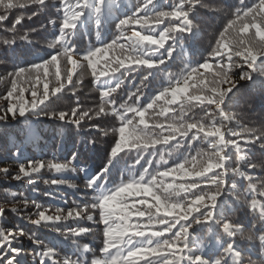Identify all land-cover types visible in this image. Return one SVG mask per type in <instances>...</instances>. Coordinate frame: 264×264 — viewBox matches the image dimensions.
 <instances>
[{
    "label": "snow or ice",
    "instance_id": "obj_1",
    "mask_svg": "<svg viewBox=\"0 0 264 264\" xmlns=\"http://www.w3.org/2000/svg\"><path fill=\"white\" fill-rule=\"evenodd\" d=\"M50 3L60 14L58 34L48 44L54 54L42 63L32 64L29 68L16 67L8 73L11 88L4 99L15 100L16 103L9 102L0 115V121H6L9 114L15 119L31 112L33 115L43 113L77 127L86 119L112 116L119 121L120 126L110 130L118 138L99 171L93 173L83 167L79 169L85 174L84 187L94 193L91 199L68 209L67 215H63V209H57L54 215H47V209L38 211V219L32 223L39 226L41 222L86 219L102 224L103 240L99 249L102 258H94L92 264H257V260L250 257L245 261L235 239L239 237L250 241L253 236L246 235L248 228L245 225L225 217L220 197L230 176L246 179L248 192L264 196V183L258 191L257 184L253 183L254 177L244 170L245 167L251 170L260 167L248 159L246 149L258 145L264 151V128L231 127L235 117L225 111L226 101L231 98L230 94L237 86L231 76L232 69L240 68V79L252 81L257 62L264 63V0H257L251 6L236 10L234 18L228 21L216 38L210 52L212 62L205 59L195 67L189 65L179 76L169 74L168 86L162 88L147 103H141L144 95L142 89L147 86L146 82L153 75V70L159 69L173 58L185 35L196 34L192 15L200 5V0H178L167 10L160 9L156 0H139L131 14L125 12L123 18L118 19L115 24L118 35L110 43L84 52L78 51L74 45L75 33L81 25L95 19L99 34V27L108 10L114 6V0H0V9L4 10L0 14V25L8 20V12L12 9L27 5L47 8ZM32 15L36 13L33 12ZM28 18L31 19V16ZM22 20L23 17L18 16L12 26L4 30L15 32ZM49 23L55 27L57 20L50 19ZM19 39L27 41L28 35L20 36ZM15 42V36L3 41L9 46ZM114 49H119L120 54L110 57L108 53ZM234 57H239L242 64H236ZM62 61L71 65L66 75L62 73ZM242 65H247L249 71H245ZM85 67L90 69L98 88L102 89L97 110L84 109L78 99L76 106L68 112L48 113L40 108V105H44L51 96L63 92L68 85H72L75 95V90L82 81H74L73 76L78 69ZM53 69L57 86L50 88L49 74ZM137 69H146L147 74L143 75L140 85L135 86L136 90L128 94L127 100L117 103L114 94ZM206 73L212 76L211 80L207 79ZM33 76L35 82L30 89L19 87L21 83L32 81ZM41 84L42 91L39 87ZM190 88L196 89L200 94L190 92ZM29 90L32 99L25 101L24 92ZM206 92L210 94H204ZM193 102L206 108H214H208L204 117L198 120L185 119L187 112L184 111V106ZM172 105L180 106L179 115ZM150 110L154 116L165 119H152L148 115ZM169 113L172 115L169 116ZM92 127L105 136L109 135V131L99 129L98 125L94 124ZM201 134L208 142V152L186 156L181 162L167 166L168 160L157 149V145L166 146L176 141V147H179L182 140H197ZM89 143H95V140ZM133 150L139 157L136 164L145 158L144 154L150 153L154 158L159 153V159L155 160L156 168L150 171L153 165V159L150 158L138 176L131 174L127 179L111 183L108 176L120 159V153ZM232 150L237 154L235 166L231 161ZM16 155H19V150ZM77 160L78 154L74 152L65 163L29 161L27 167L20 163L13 178H29L31 183L32 175L40 173L45 167L57 173L75 172L78 166L74 162ZM0 171L7 174L8 169ZM48 183L59 184L65 181L46 180L45 184ZM206 186H214L215 191H205ZM235 189L236 184L233 183L229 191ZM133 197L139 199H132ZM249 206L259 211L261 226L251 227L261 233L258 239L264 246V203L253 195ZM35 207L39 210L41 205L35 204ZM9 211L15 214L18 210L13 207ZM4 214L5 209L0 207V219ZM94 214H98V220H95ZM216 225L230 240H215L217 255L210 258L205 252L209 245L197 244L191 238L190 230L194 226L203 228ZM91 231L88 227L69 229L70 234L76 237ZM24 234L23 229L6 230L0 227V241H3L0 244V264H24V250L13 246V242ZM29 239L34 245L42 244L34 237L30 236ZM88 251L90 250L85 245L81 259L70 261L65 258L62 264H87L83 255ZM42 255L50 258L55 253L49 248ZM40 264H47V260ZM259 264H264V257L260 258Z\"/></svg>",
    "mask_w": 264,
    "mask_h": 264
},
{
    "label": "trees",
    "instance_id": "obj_2",
    "mask_svg": "<svg viewBox=\"0 0 264 264\" xmlns=\"http://www.w3.org/2000/svg\"><path fill=\"white\" fill-rule=\"evenodd\" d=\"M138 2L139 0H114V6L108 10L99 27V34L95 19L81 25L74 36L73 42L76 49L84 52L89 48L102 47L104 44L110 43L118 35L115 28L118 19L123 18L125 12L131 14ZM156 2L160 9L167 10L172 3L178 2V0H156ZM255 3L257 0H200V5L197 6L192 15L196 34L194 36L185 35L177 46L173 58L161 65L159 69L153 70V75L146 82L147 86L142 89L144 95L141 103H147L162 88L168 86L169 74L179 76L185 72L189 65L195 67L205 59L210 60V52L215 45L216 38L224 30L228 21L234 18L236 10ZM3 12L4 10L0 9V14ZM33 12L36 15L33 16ZM59 15L56 7H53L51 3L47 8L27 5L24 8L18 7L10 10L8 20L0 25V115L6 110L9 102L16 103L15 100L4 99L7 91L11 88V77L8 76V73L14 71L16 67L29 68L32 64L42 63L43 60L49 59L50 55L54 54V50L49 48L48 44L53 36L58 34ZM18 16H22L23 20L21 24L16 26L15 32L5 31L4 29L10 28ZM29 16L31 19L28 18ZM50 19L57 20L55 27L49 23ZM25 34L28 35V40H20L19 37ZM13 36L16 38L15 44L9 46L3 43L6 39L11 40ZM119 54V49L111 50L108 53L110 57ZM100 59L101 65H103V58ZM233 59L236 64H242L239 57ZM210 62L212 61L210 60ZM242 66L245 71H249L247 65ZM61 68L62 73L66 75L71 65L62 61ZM200 71L204 72L203 69ZM145 74H147L146 69H137L132 77L125 81L121 89L114 94L117 103L127 100L128 94L136 90L135 86L140 85V80ZM206 76L207 79H212L210 74L206 73ZM231 76L237 86L225 105V111L235 117L230 126L234 128L239 126L264 128V63L257 62L252 81L241 80L240 68L237 67L232 69ZM49 79L51 81L49 83L50 88L57 86L54 69L50 72ZM77 79L82 82L76 88L75 95H73L72 85H68L63 92L58 93L57 96H51L44 105H40V108L48 113L68 112L76 106L78 99L84 109L97 110L101 102L100 93L102 89L98 88L96 81L90 74V69L86 67L78 69L76 75L73 76L74 81ZM34 82L33 76L32 81L21 83L19 87L30 89ZM39 87L42 91V84ZM189 91L200 94L196 89L190 88ZM23 99L25 101L32 99L30 90L24 92ZM172 107L176 109V114L179 115L180 106L172 105ZM208 108H214V106H207L206 108L195 102L191 105H185L184 111L187 112L185 119L198 120L203 118L204 112ZM148 115L155 120L163 121L165 119L154 116L151 110ZM171 115L169 113V116ZM94 124L98 125L99 129L109 131V135L105 136L93 128L92 125ZM119 126V121L112 116H102L93 120L86 119L81 126L77 127L70 122H62L43 113L33 115L31 112L26 113L25 117L17 116L15 119L9 114L6 121H0V169H8L7 174L0 171V207L5 209V214L0 219V227L6 230L23 229L24 236L18 237L13 242V246L24 250V264H40L43 260H47V264H62L65 258L70 261H77L81 259V252L85 245L90 250L83 255L87 264H92L94 258H102L99 251L103 240L102 224L86 219H67L59 222H41V225L38 226L32 221L38 219V211L47 209V215H54L57 209H63V215H67L68 209L91 199L94 193L84 187L85 174L79 169L83 167L93 173L99 171L106 163L111 147L114 146L118 138L110 130ZM191 135L190 132L189 137ZM93 139L95 143H89ZM177 139L180 138L177 137ZM157 149L165 154L169 167L181 162L186 156L190 157L198 152L209 151L208 142L204 140L203 134L197 140H182L179 147H176V141H172L166 146L157 145ZM17 150H19V155H16ZM74 152L78 154V160L74 162L78 166L75 172L57 173L45 167L40 173L32 175L31 183L29 178L20 180L13 178L19 170L20 163H24L26 167L29 161H44L45 164L48 161L65 163ZM246 152L248 159L260 166L255 170L246 167L244 169L246 173L254 177L253 183L257 184L259 191L261 184L264 183V151L260 150L257 145L246 149ZM144 156L145 158L136 164V160L139 158L136 151L120 153V159L111 170L108 180L111 183H118L122 178L127 179L131 174L138 176L143 171V167L147 166L146 161L150 158L153 159L150 171L156 168L155 160L159 159V153L154 158L150 153L144 154ZM236 158L237 154L235 150H232L231 161L233 166H235ZM186 167H190V165H186ZM46 180L49 182L52 180L65 181V183L45 184ZM233 183L236 184V189L229 191ZM247 189L248 181L246 179L238 176L227 178L223 195L220 197L223 202L221 207L224 209L225 217L241 223L249 229V233L253 236L252 240L239 237L235 239H237L239 249L244 254L245 261L250 257L257 260V264H259L260 258L264 257V246L258 239L261 233L257 232L251 225L259 228L261 221L258 209L253 210L249 205L253 195L261 203H264V196L248 192ZM205 191H215V187L206 186ZM132 199H139V197ZM33 202L41 205V208L38 210ZM13 207L18 210L15 214L9 211ZM94 215L95 220H98V214ZM79 227H88L92 231L79 237L72 236L69 229ZM190 233L191 238L197 244L209 245L205 252L210 258H215L217 255L215 240L220 239L224 242L230 240L223 234L218 225L203 228L194 226ZM30 236L38 239L42 244L40 246L34 245L29 239ZM2 243L3 241H0V244ZM49 248L55 255L46 258L42 253Z\"/></svg>",
    "mask_w": 264,
    "mask_h": 264
},
{
    "label": "rangeland",
    "instance_id": "obj_3",
    "mask_svg": "<svg viewBox=\"0 0 264 264\" xmlns=\"http://www.w3.org/2000/svg\"><path fill=\"white\" fill-rule=\"evenodd\" d=\"M261 226V225H260ZM246 235H251V233H249V229H248V232L246 233Z\"/></svg>",
    "mask_w": 264,
    "mask_h": 264
}]
</instances>
